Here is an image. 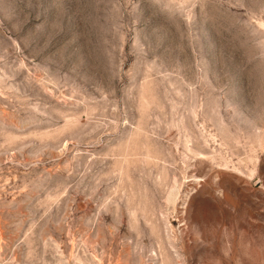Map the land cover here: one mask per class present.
Returning a JSON list of instances; mask_svg holds the SVG:
<instances>
[{
	"label": "rangeland",
	"instance_id": "obj_1",
	"mask_svg": "<svg viewBox=\"0 0 264 264\" xmlns=\"http://www.w3.org/2000/svg\"><path fill=\"white\" fill-rule=\"evenodd\" d=\"M0 264H264V0H0Z\"/></svg>",
	"mask_w": 264,
	"mask_h": 264
}]
</instances>
